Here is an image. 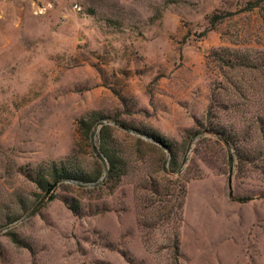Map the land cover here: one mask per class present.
<instances>
[{
	"label": "rangeland",
	"instance_id": "1",
	"mask_svg": "<svg viewBox=\"0 0 264 264\" xmlns=\"http://www.w3.org/2000/svg\"><path fill=\"white\" fill-rule=\"evenodd\" d=\"M0 264H264V0H0Z\"/></svg>",
	"mask_w": 264,
	"mask_h": 264
},
{
	"label": "trees",
	"instance_id": "2",
	"mask_svg": "<svg viewBox=\"0 0 264 264\" xmlns=\"http://www.w3.org/2000/svg\"><path fill=\"white\" fill-rule=\"evenodd\" d=\"M86 122L82 119V120H80V122H79V127H80V129L81 128H85V126H86ZM109 125L108 124H104L103 125V127H102V130H104V129H106L107 127H108ZM86 133H88V129H87V127H86ZM106 155H107V153H106ZM110 160H111V157H110ZM113 165V164H112ZM249 199H251V198H243L242 200H249Z\"/></svg>",
	"mask_w": 264,
	"mask_h": 264
},
{
	"label": "water",
	"instance_id": "3",
	"mask_svg": "<svg viewBox=\"0 0 264 264\" xmlns=\"http://www.w3.org/2000/svg\"><path fill=\"white\" fill-rule=\"evenodd\" d=\"M52 188H53V186H52V187H50V188H49V190H50V189H52Z\"/></svg>",
	"mask_w": 264,
	"mask_h": 264
}]
</instances>
